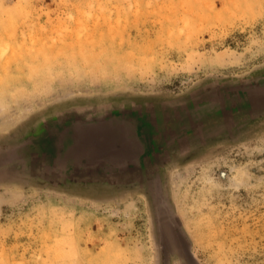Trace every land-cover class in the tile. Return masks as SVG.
<instances>
[{"label": "rangeland", "instance_id": "374dc122", "mask_svg": "<svg viewBox=\"0 0 264 264\" xmlns=\"http://www.w3.org/2000/svg\"><path fill=\"white\" fill-rule=\"evenodd\" d=\"M263 66L264 0H0V156L57 110L167 102ZM162 171L200 264H264V119ZM0 264H160L145 188L0 166Z\"/></svg>", "mask_w": 264, "mask_h": 264}, {"label": "water", "instance_id": "95a60500", "mask_svg": "<svg viewBox=\"0 0 264 264\" xmlns=\"http://www.w3.org/2000/svg\"><path fill=\"white\" fill-rule=\"evenodd\" d=\"M263 119L264 66L200 84L167 102L111 100L57 110L9 143L0 166H16L56 186L145 188L159 263L200 264L171 210L162 170Z\"/></svg>", "mask_w": 264, "mask_h": 264}, {"label": "bare ground", "instance_id": "6f19581e", "mask_svg": "<svg viewBox=\"0 0 264 264\" xmlns=\"http://www.w3.org/2000/svg\"><path fill=\"white\" fill-rule=\"evenodd\" d=\"M23 89V88H22Z\"/></svg>", "mask_w": 264, "mask_h": 264}]
</instances>
